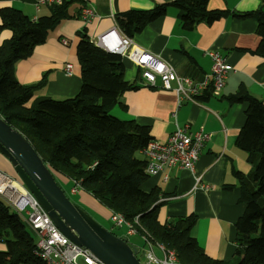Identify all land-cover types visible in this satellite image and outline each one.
<instances>
[{
    "label": "trees",
    "instance_id": "obj_1",
    "mask_svg": "<svg viewBox=\"0 0 264 264\" xmlns=\"http://www.w3.org/2000/svg\"><path fill=\"white\" fill-rule=\"evenodd\" d=\"M74 3L80 1L65 0L60 5H50L48 16L34 20L12 7L0 9V30L11 33L0 44V118L27 140L57 185L60 182L57 178L66 180L67 184L60 183L69 188L77 185L78 191L109 213H119L128 222L137 218L138 236H146L153 245L172 250L180 264H264L263 103L244 89L229 100L247 103L245 121L234 144L247 154L253 169L247 178L237 174L241 182L238 201L243 203L244 211L234 224L233 258L227 262L215 260L203 252L191 234L196 216L160 222L161 188L147 192L142 188L148 176L144 172L145 160L138 153L152 139L150 128L110 113L123 93L137 89L125 80L120 56L95 46L82 30L75 53L81 84L74 96L32 100L44 80L29 86L15 80L13 64L44 44L49 32L67 19ZM207 3L208 0H170L149 10L129 9L114 16V27L132 39L163 16L168 7L178 10V23L183 31H191L200 23L209 25L228 15L252 18L256 21L258 45L249 52L264 58V13L260 8L233 14L208 10ZM0 242L5 246V251H0V264H43L33 255L34 239L22 218L1 197Z\"/></svg>",
    "mask_w": 264,
    "mask_h": 264
},
{
    "label": "crops",
    "instance_id": "obj_2",
    "mask_svg": "<svg viewBox=\"0 0 264 264\" xmlns=\"http://www.w3.org/2000/svg\"><path fill=\"white\" fill-rule=\"evenodd\" d=\"M34 1L0 0V9H18L31 20L48 16L49 6L36 10ZM79 1L80 3H74L69 8L67 19L49 32L44 44L34 47L30 56L13 64V76L19 84L29 86L44 80L43 87L35 93L32 100L38 97L62 100L79 91L81 81L75 53L80 31L84 30L94 42L98 36L114 28L116 14L129 9L149 10L170 0ZM84 6H91L95 11V17L89 23H84L79 14L80 8ZM258 8L264 13V0H208L207 3L208 10H222L233 14H245ZM255 28L256 21L252 18L241 19L228 15L209 25L200 23L191 31H183L178 23V10L168 7L163 16L131 39L135 46L173 68L178 76L195 82L201 81L210 71L208 52L222 55L230 67L220 96H210L209 91L205 90L202 92L201 105H194L188 111L185 122L187 133L202 130L209 135L201 149L194 174L173 167L148 176L142 186L146 192L154 187L161 188L160 201L163 207L159 212L160 222L196 216L197 223L191 234L198 246L208 257L225 262L233 258L236 249L234 224L244 211L243 203L238 201L241 182L237 174L247 178L253 169V165L247 160V154L234 144L245 121L247 103L229 100L244 89L264 105V58L249 52L258 45ZM10 36L8 30H0V44ZM66 64L72 65L70 75L65 74ZM123 64L125 80L133 83L137 89L123 93L110 113L119 119L147 126L152 138L164 139L175 107L174 92L142 84L138 70L126 65V61ZM138 154L143 158L140 152ZM0 172L17 179L1 154ZM196 178L199 179L198 183ZM57 179L62 184H67L66 180ZM71 189L69 188L68 196H77L92 209L96 218L102 221L108 219V210L84 192L77 191L73 194ZM25 227L28 231L26 224ZM30 233L32 234L31 231ZM122 237L127 241L125 234L122 233ZM137 237L141 246L140 243L127 242L138 248V253L141 249L142 257L143 243ZM153 246L154 253L160 257L156 244ZM0 251H5L2 242Z\"/></svg>",
    "mask_w": 264,
    "mask_h": 264
},
{
    "label": "built area",
    "instance_id": "obj_3",
    "mask_svg": "<svg viewBox=\"0 0 264 264\" xmlns=\"http://www.w3.org/2000/svg\"><path fill=\"white\" fill-rule=\"evenodd\" d=\"M63 1L65 0H35L33 5L37 10L43 6L60 5ZM80 16L84 23H89L95 16V11L91 6H84L80 11ZM62 44L66 45L65 41H62ZM93 44L107 53L120 56L122 63L125 60L128 63L126 65L138 70L142 84L172 91L176 96L175 107L165 138H152L140 150L145 160V174L154 176L173 167L182 168L194 174L201 149L209 135L202 130L193 134L187 133L185 122L190 108L194 105H201L199 98L203 91L208 90L210 96L213 97L220 96L230 70L223 56L217 52H208L207 55L211 60L210 71L201 81L195 82L178 76L173 68L135 46L130 38L121 35L115 28L98 36ZM123 66L125 68L124 64ZM71 68V64L65 65L66 75L71 74ZM196 182H199L198 178ZM0 186L3 187L0 197L34 233L33 255L40 262L43 264H78V258L82 257L87 264H103L88 250L73 244L64 237L18 179L0 172ZM77 189L78 186L75 185L71 193L74 194ZM109 219L114 228L126 230V237L138 236L137 218L128 222L119 213H110ZM139 237L143 243L142 264H180L172 250L156 244L161 253V258H158L149 239L146 236Z\"/></svg>",
    "mask_w": 264,
    "mask_h": 264
},
{
    "label": "water",
    "instance_id": "obj_4",
    "mask_svg": "<svg viewBox=\"0 0 264 264\" xmlns=\"http://www.w3.org/2000/svg\"><path fill=\"white\" fill-rule=\"evenodd\" d=\"M0 154L57 230L103 264H141L138 248L99 225L56 184L27 140L0 118Z\"/></svg>",
    "mask_w": 264,
    "mask_h": 264
},
{
    "label": "rangeland",
    "instance_id": "obj_5",
    "mask_svg": "<svg viewBox=\"0 0 264 264\" xmlns=\"http://www.w3.org/2000/svg\"><path fill=\"white\" fill-rule=\"evenodd\" d=\"M95 17V16H94ZM115 28V27H114ZM116 29V28H115ZM117 30V29H116ZM58 183V185H60V187H63V189H64V191L66 192V194L68 195V191H69V186H63L60 182H57ZM72 190V189H71ZM70 190V191H71ZM77 191H78V189H77ZM76 193V192H75ZM2 200H4L3 198H1ZM68 199L73 203V204H75V205H77L79 208H81V209H83L89 216H91L98 224L100 223L101 224V226H103L104 228H107L109 231H111L114 235H116L117 237H122V233L123 234H125V232H126V230H120V229H115L114 227H112V223H111V221H110V219H106V221H102L101 219H98V218H96L95 217V215L93 214V212H92V209L88 206V205H86V204H84L83 202H81L79 199H78V197L77 196H68ZM6 202V201H5ZM78 202L79 203H81L82 205H80V204H78ZM7 203V202H6ZM99 224V225H100ZM27 228L30 230V228L27 226ZM28 230V232L30 233V231ZM32 232V231H31ZM31 234V233H30ZM31 236L33 237V239L35 240V237H34V233L32 232V234H31ZM123 238V237H122ZM139 242H138V241ZM127 241L129 242V243H136V244H139L140 246H141V242H140V240H139V238L136 236V235H134V236H130V237H128V239H127ZM140 251H139V254H138V258L140 259V261L141 262H143V257H140V255H141V249H139ZM156 255V254H155ZM157 256V255H156ZM158 257V256H157ZM158 258H161V253H160V257H158ZM77 263L78 264H87V262L82 258V257H80V258H78V260H77Z\"/></svg>",
    "mask_w": 264,
    "mask_h": 264
},
{
    "label": "bare ground",
    "instance_id": "obj_6",
    "mask_svg": "<svg viewBox=\"0 0 264 264\" xmlns=\"http://www.w3.org/2000/svg\"><path fill=\"white\" fill-rule=\"evenodd\" d=\"M124 62H125V60H124ZM2 189H3V187L0 186V191H2Z\"/></svg>",
    "mask_w": 264,
    "mask_h": 264
}]
</instances>
